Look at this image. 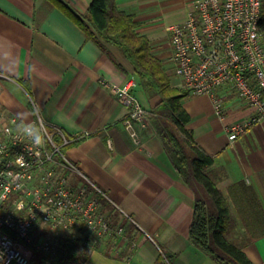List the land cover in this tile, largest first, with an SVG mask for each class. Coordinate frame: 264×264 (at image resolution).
Here are the masks:
<instances>
[{
	"label": "crops",
	"instance_id": "0c3cea01",
	"mask_svg": "<svg viewBox=\"0 0 264 264\" xmlns=\"http://www.w3.org/2000/svg\"><path fill=\"white\" fill-rule=\"evenodd\" d=\"M61 1L83 16L91 0ZM197 2L118 0V5L134 14L137 31L171 68L167 27L184 22ZM103 45L88 39L50 0H0V114L16 117L21 124L41 119L48 128L83 136L67 150L66 157L77 167L67 172L70 182L86 187L94 183L111 198L102 199L112 215L111 237L74 240L77 264H218L189 238L195 193L174 169L151 119L140 129L142 143L136 144L123 123L128 109L107 83L123 86L135 81L133 89L146 112L160 97L138 84L133 65L118 47ZM170 76L180 87L181 78ZM220 94L224 119L208 95L188 94L183 105L198 143L226 170L218 186L236 221L234 238L251 261L264 264V117L230 141L225 125L250 117L253 109L229 90ZM118 227L124 228V235ZM143 232L154 234L158 246L143 240ZM64 237H69L67 232L61 235L63 247ZM162 247L169 253L165 258Z\"/></svg>",
	"mask_w": 264,
	"mask_h": 264
},
{
	"label": "built area",
	"instance_id": "2783aa9c",
	"mask_svg": "<svg viewBox=\"0 0 264 264\" xmlns=\"http://www.w3.org/2000/svg\"><path fill=\"white\" fill-rule=\"evenodd\" d=\"M262 4L263 0H198L184 22L167 27L170 74L181 78V87L193 95H208L222 119L223 90L253 109L250 117L225 125L232 142L264 117ZM107 85L128 109L123 123L141 144L140 129L150 120L134 92L136 82ZM29 126L42 136L41 146L25 134ZM66 156L41 119L21 124L16 117L0 116V264H32L27 245L47 255L44 264L61 263L69 252L62 245L63 232L73 240L111 237L112 215L102 204V199H111L109 194L95 184L91 191L72 185L67 172L77 167ZM41 228L52 236L38 239ZM118 232L124 235V228L118 227Z\"/></svg>",
	"mask_w": 264,
	"mask_h": 264
},
{
	"label": "trees",
	"instance_id": "16d2710c",
	"mask_svg": "<svg viewBox=\"0 0 264 264\" xmlns=\"http://www.w3.org/2000/svg\"><path fill=\"white\" fill-rule=\"evenodd\" d=\"M50 1L83 29L88 39L102 48L103 42L118 47L133 65L138 84L160 97L156 107L146 113L177 174L195 193L189 229L191 242L218 264H255L243 251V244L233 236L236 221L218 186L226 170L215 155L198 143L189 128L192 117L184 107L183 99L190 93L172 84L170 68L154 54L149 38L137 31L134 14L122 10L118 0H91L83 16L77 15L61 0ZM259 28L264 36V0ZM24 85L27 87V83ZM49 130L54 133V141L65 154L83 139V136L65 134L68 139L65 142L59 131ZM93 184L87 183L88 190L93 189ZM63 242L70 254L65 255L59 264H77L78 243L69 237ZM27 251L32 264L44 263V257L34 246L27 245Z\"/></svg>",
	"mask_w": 264,
	"mask_h": 264
},
{
	"label": "rangeland",
	"instance_id": "374dc122",
	"mask_svg": "<svg viewBox=\"0 0 264 264\" xmlns=\"http://www.w3.org/2000/svg\"><path fill=\"white\" fill-rule=\"evenodd\" d=\"M0 116H1V114H0ZM2 122V121H1ZM52 232L51 231H46V229L45 228H41V229H39L38 231H37V234H36V236L38 237V239H40V238H42L43 236H48V237H51L52 236ZM142 239L143 240H147V239H150L152 242H154L153 244H155L156 246H158V244L160 243L159 242V239L157 238V237H155L154 236V234H150V233H146V232H143L142 233ZM36 237V238H37ZM151 238H153V240L151 239ZM161 250H162V257H166L169 253H168V251H167V248H164V247H162L161 248ZM186 250H188V248L186 249ZM187 252V251H186ZM43 255V257H44V253H41V256ZM192 256H195L194 254L192 255ZM209 259H211V258H209ZM213 261V260H212ZM217 263V262H216ZM44 264V263H43ZM188 264H191L190 262L188 263Z\"/></svg>",
	"mask_w": 264,
	"mask_h": 264
},
{
	"label": "clouds",
	"instance_id": "9594fccd",
	"mask_svg": "<svg viewBox=\"0 0 264 264\" xmlns=\"http://www.w3.org/2000/svg\"><path fill=\"white\" fill-rule=\"evenodd\" d=\"M25 134L29 137V139L32 140V142L36 145V146H41L43 143V138L42 136L39 134V132L34 129L32 126H29L28 128L25 129Z\"/></svg>",
	"mask_w": 264,
	"mask_h": 264
}]
</instances>
